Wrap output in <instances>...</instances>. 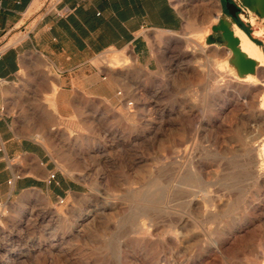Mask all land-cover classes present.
<instances>
[{
  "label": "rangeland",
  "instance_id": "374dc122",
  "mask_svg": "<svg viewBox=\"0 0 264 264\" xmlns=\"http://www.w3.org/2000/svg\"><path fill=\"white\" fill-rule=\"evenodd\" d=\"M238 3L246 16L239 21L264 32V19ZM225 17L227 27L232 18ZM214 19L188 20L176 32L152 30L162 40L150 41V70L124 53L99 55L131 108L57 141L60 168L79 183L75 193L60 201L27 189L0 202V264H261L264 183L240 140L264 133L257 107L264 87L234 78L244 74L233 54L208 43ZM260 39L264 50V34ZM223 61L229 72L216 73ZM216 170V193L226 196L214 200L217 215L208 217L202 199ZM87 212L92 217L76 226Z\"/></svg>",
  "mask_w": 264,
  "mask_h": 264
},
{
  "label": "crops",
  "instance_id": "0c3cea01",
  "mask_svg": "<svg viewBox=\"0 0 264 264\" xmlns=\"http://www.w3.org/2000/svg\"><path fill=\"white\" fill-rule=\"evenodd\" d=\"M188 3L0 0V202L27 189H41L57 199L76 192L79 183L59 166L57 141L87 129L95 119L123 116L131 108L99 55L124 53L150 70L156 62L152 30L176 32L195 18L218 15V23L231 18L223 0H206L201 9ZM242 25L259 46L256 29ZM214 26L206 40L226 47ZM51 173L55 177L48 182Z\"/></svg>",
  "mask_w": 264,
  "mask_h": 264
},
{
  "label": "bare ground",
  "instance_id": "6f19581e",
  "mask_svg": "<svg viewBox=\"0 0 264 264\" xmlns=\"http://www.w3.org/2000/svg\"><path fill=\"white\" fill-rule=\"evenodd\" d=\"M218 16V15H217ZM214 17L215 19L217 18ZM242 17L246 18V16L244 14L241 15ZM214 19V20H215ZM226 19V17H225ZM227 21V28L230 29L234 35V37H236L238 39V50L240 52L243 53V55L247 58L252 59L255 63H256V72L258 73V75L262 74L260 79L255 78L254 73H246L244 75V78L240 79L239 76H234V78H237L239 80H242L244 82H247L248 84L251 85H256V84H261L264 87V50L261 49L260 45L258 46L253 40H251L248 35L240 28L238 27L234 21ZM251 24L254 25V19L251 16L250 19L248 20ZM255 32L261 36L262 34H264L263 30L261 28H258L255 30ZM196 33H200L203 35L208 34V30H201L198 31ZM199 35V34H198ZM191 36V35H190ZM192 38V37H191ZM202 38V37H201ZM190 39V38H189ZM162 40V36L161 33L160 34H154L152 37V40H150L151 42H159ZM201 40V39H200ZM187 44V43H186ZM193 44V43H192ZM202 44V43H201ZM189 45V43H188ZM187 45V46H188ZM193 48V46H191ZM207 48V47H206ZM195 51V50H194ZM228 53H232V51L229 49ZM119 62V61H118ZM117 62V63H118ZM127 62V61H126ZM216 63V62H215ZM126 65V63H124ZM215 65V64H214ZM118 65H116L115 67H117ZM227 61H223V62H218L216 63V73H228V69H227ZM212 72V71H211ZM231 72V71H230ZM235 74V73H234ZM228 76V75H226ZM211 77V76H210ZM215 77V76H214ZM219 77V76H218ZM221 77V75H220ZM231 77V76H230ZM213 78V77H212ZM233 79V78H232ZM216 80V79H215ZM218 80V79H217ZM221 81V80H220ZM217 82V81H215ZM241 82V81H240ZM240 82H238L240 84ZM233 84V83H232ZM245 85V84H244ZM243 85V86H244ZM237 86V85H235ZM234 86V87H235ZM233 87V88H234ZM240 88V87H239ZM238 88V89H239ZM251 88V87H250ZM224 89V88H223ZM232 89V88H231ZM252 89V88H251ZM256 89V88H255ZM254 89V90H255ZM259 89V88H258ZM233 90V89H232ZM241 90V88H240ZM247 90V88H246ZM257 91V90H256ZM263 92V91H262ZM246 93V92H245ZM252 93V92H251ZM244 94V93H243ZM250 94V93H249ZM241 95V94H240ZM227 96V95H226ZM239 97V95L237 96ZM259 97V96H258ZM246 99V98H245ZM243 101V100H242ZM247 101V100H246ZM230 103V102H229ZM231 104V103H230ZM253 104V103H251ZM257 107L260 110V114L258 115V117L263 118V122L264 123V92L262 94L261 97L258 98L257 101ZM257 109V110H258ZM253 112V111H252ZM255 112V111H254ZM254 116V115H253ZM252 116V117H253ZM256 117V116H255ZM243 120V119H242ZM255 121V120H254ZM258 121V120H257ZM252 122V121H251ZM254 123H252L253 125ZM255 125V124H254ZM258 125V123H257ZM259 127V126H258ZM252 129V128H251ZM250 129V130H251ZM218 131V130H217ZM247 131V130H246ZM250 132V131H248ZM256 132V131H255ZM254 132V133H255ZM217 134V133H216ZM244 135V134H243ZM228 139V138H227ZM236 140V139H235ZM241 144H240V150L243 151V155L245 156L246 159H248V162L255 167L256 169V173L259 176V179L264 183V133H255L253 135H247L244 139L241 138ZM239 147V145H238ZM237 147V148H238ZM238 151V150H237ZM228 157V156H227ZM209 170V169H208ZM202 173V172H201ZM220 175H222L220 170H216L215 172H213L211 174V178L208 182H207V186L208 187H212L213 190L208 189L207 192L205 193V198L202 199V203H203V215L204 216H210V215H214L216 214L217 210V205L214 203V200L217 201H223L224 197L226 196L225 194H219L216 193V191H218L217 189L215 190V185H213V182L215 184H217V182H219L220 180ZM256 176V175H255ZM224 196V197H223ZM220 202V203H221ZM229 202V198L228 201ZM219 203V202H218ZM225 203V202H224ZM227 204V203H226ZM111 206V205H110ZM258 208V205L255 207ZM202 209V208H201ZM93 212H87L85 215L80 216L78 219H76L75 225L76 226H81L83 225V223L89 219L90 217H92ZM217 215V214H216ZM84 228V227H83ZM142 231V230H141ZM148 231V230H147ZM148 235V234H147ZM170 237L171 238H175V235L170 232ZM237 240V239H236ZM230 240H224L221 244L225 245L229 242ZM221 245V246H222ZM256 246H259V244H257ZM261 247V246H260ZM262 262L261 264H264V252H262ZM204 261V260H203ZM253 264V263H252Z\"/></svg>",
  "mask_w": 264,
  "mask_h": 264
},
{
  "label": "water",
  "instance_id": "95a60500",
  "mask_svg": "<svg viewBox=\"0 0 264 264\" xmlns=\"http://www.w3.org/2000/svg\"><path fill=\"white\" fill-rule=\"evenodd\" d=\"M226 11L232 20H238L241 8L237 6L232 0H223ZM242 6L252 11L258 17L264 19V0H240ZM213 30L220 34V41L225 42L228 49L232 51V54L236 60L238 69L242 74L254 73L256 71V63L243 55L238 50V39L234 37L232 31L226 27L223 19L219 20L218 25L213 27ZM208 43H213L214 39L209 38Z\"/></svg>",
  "mask_w": 264,
  "mask_h": 264
},
{
  "label": "built area",
  "instance_id": "2783aa9c",
  "mask_svg": "<svg viewBox=\"0 0 264 264\" xmlns=\"http://www.w3.org/2000/svg\"><path fill=\"white\" fill-rule=\"evenodd\" d=\"M237 6H239L241 9H242V7H241V5L238 3V1H240V0H232ZM1 56H2V51L0 50V58H1ZM55 177V175H54V173H51L50 175H49V178H48V182H51V180L53 179ZM63 199L61 198L60 199V201H62Z\"/></svg>",
  "mask_w": 264,
  "mask_h": 264
},
{
  "label": "trees",
  "instance_id": "16d2710c",
  "mask_svg": "<svg viewBox=\"0 0 264 264\" xmlns=\"http://www.w3.org/2000/svg\"><path fill=\"white\" fill-rule=\"evenodd\" d=\"M238 24L240 27H243L242 23L240 21H238Z\"/></svg>",
  "mask_w": 264,
  "mask_h": 264
}]
</instances>
